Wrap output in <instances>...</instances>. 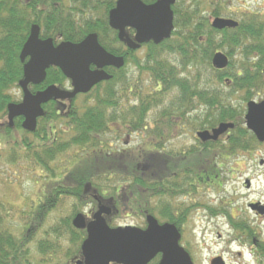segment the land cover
<instances>
[{"label": "trees", "instance_id": "16d2710c", "mask_svg": "<svg viewBox=\"0 0 264 264\" xmlns=\"http://www.w3.org/2000/svg\"><path fill=\"white\" fill-rule=\"evenodd\" d=\"M115 2L0 0V148L2 142L8 145V161L30 162L39 174L41 171L48 174L43 177L54 178L43 189L42 203L33 206L29 202L31 208L27 212L34 213L32 220L22 226L21 234L14 233L4 215H0V264H70L80 258L85 230L75 228L71 220L75 214L85 213L83 206L92 199L90 193L96 192L101 172L102 197L112 209L106 217L110 226L129 216L145 214L138 204L144 195L142 175L133 178L140 182L122 185L117 190L112 187L108 175L114 165L104 135L111 132L115 122L143 125L148 109L161 106L172 89L175 96L165 106L207 107L212 101L213 122H208L206 113L204 120L198 122L199 128L233 123L226 140L216 141V154L236 153L258 143L242 124V116L243 104L252 96L251 92L264 89V14L243 12L236 26L217 29L211 25V18L225 12L226 0H176L171 7L170 36L145 42L137 51L128 48L124 39L118 38V31L108 24V12ZM33 25L38 26L41 38H51L54 44L62 40L77 42L94 33L99 43L112 54L121 56L124 63L119 68L104 67L109 79L98 82L86 94L69 100L51 99L42 104L43 114L37 118L35 129L27 131L21 127V116L14 117L10 126L5 115L7 104L17 101L13 90L19 89L18 83L23 78L19 54ZM133 32L127 28L125 37L132 38ZM219 50L228 57L227 66L222 69L211 64L213 54ZM130 65L160 81L161 91L141 94L136 101L128 97ZM48 85L64 89L71 82L59 68L49 66L44 80L28 88L34 92ZM77 96L83 97L82 103L75 101ZM133 107L141 108V113L132 110ZM161 116L156 114L158 126ZM137 166V163L130 164V170L142 171ZM156 188L151 189L154 195ZM117 193L126 196L131 193V199L116 204L113 196ZM65 198L72 200L70 213L49 226L51 234L45 233L36 240L39 257L34 258L29 252L34 233L51 211L64 204ZM61 242H67V247L61 248L62 255H56Z\"/></svg>", "mask_w": 264, "mask_h": 264}, {"label": "flooded vegetation", "instance_id": "af4514ba", "mask_svg": "<svg viewBox=\"0 0 264 264\" xmlns=\"http://www.w3.org/2000/svg\"><path fill=\"white\" fill-rule=\"evenodd\" d=\"M249 12L258 14L252 10ZM223 16L235 19L233 15ZM91 68L95 69L94 66ZM146 79L148 84L144 85L145 78H128V97L130 95L136 101L141 94L152 95L161 91L160 81ZM67 88L71 89L72 85ZM251 95L243 104L242 124L245 127L247 103L261 101L258 97L264 96V89L252 91ZM174 96L175 90L172 89L161 106L148 109L143 125L115 122L111 125V132L104 135L114 165L108 175L112 187L117 190L122 185L140 182L133 181V178L143 176L144 195L138 204L145 214L123 220L139 218L129 225L144 228L151 215L159 223L172 225L179 233L178 245L188 255L191 264H264V188L254 184V178L261 174L257 169L264 173V155L254 153L264 147V141H258L250 131L258 142L253 147L239 149L236 153L216 154V141L224 142L233 127L216 140L200 139L199 132H211L216 127H198L206 113L208 122H213L212 101L207 107L165 106ZM21 99L22 96L16 102ZM132 110L141 113V108L133 107ZM158 113L162 114L159 126L156 123ZM134 163L137 168L142 167V171L130 170V164ZM41 175L47 176L45 173ZM102 176L101 172L96 192L90 193L95 203L89 200L83 206L90 218L99 203H106L102 197ZM53 182V177L40 179L37 203H42L43 189ZM154 187H157L156 195L151 191ZM130 197L131 193L129 196L117 193L113 200L118 204L130 200ZM133 202L137 201L133 199ZM123 220H118V224L127 225ZM160 258L161 253L148 264L157 263ZM78 261L83 264L82 255L70 264Z\"/></svg>", "mask_w": 264, "mask_h": 264}, {"label": "water", "instance_id": "95a60500", "mask_svg": "<svg viewBox=\"0 0 264 264\" xmlns=\"http://www.w3.org/2000/svg\"><path fill=\"white\" fill-rule=\"evenodd\" d=\"M174 2L116 0L115 6L108 12V24L118 31V38L124 39L128 48L135 49L143 42L170 36L173 28L171 5ZM211 25L222 29L234 27L237 22L231 18L215 17ZM125 28L134 29L133 39L125 37ZM25 57L28 59L23 64L24 77L19 81L23 97L18 103L7 104V118L12 124L14 116H24L22 127L29 131L35 128L37 117L42 115V103L51 98L68 99L76 93H86L93 85L110 77L101 70L104 66L120 67L124 63L121 56L108 52L94 33L87 34L78 42L61 41L54 45L51 38L39 37L36 25L31 27L21 49V61ZM211 64L214 68L222 69L228 64V57L222 51L215 52ZM50 65L57 66L71 80L72 90L49 85L34 94L30 93L28 83H40ZM245 119L246 126L257 139L264 141V100L249 101ZM232 126V123H220L211 132L201 131L198 136L202 140L216 139ZM110 213V207L99 204L90 220L86 221L82 213L73 217L72 224L86 231L81 243L83 264H147L157 253H161V258L155 264H191L188 255L178 245L179 233L173 226L159 224L155 218L148 216L145 228L130 225L110 227L105 220V215ZM77 264H81V261Z\"/></svg>", "mask_w": 264, "mask_h": 264}, {"label": "rangeland", "instance_id": "374dc122", "mask_svg": "<svg viewBox=\"0 0 264 264\" xmlns=\"http://www.w3.org/2000/svg\"><path fill=\"white\" fill-rule=\"evenodd\" d=\"M225 4V12L223 15H233L235 17H239L243 12H257L258 14H264V0H226ZM235 14H231L234 13ZM141 53V51L139 52ZM129 78H145L144 85L148 84L149 78L148 74L145 72H138L137 68L134 66H129ZM142 91V89H141ZM14 94L17 98L20 97V89L15 88L13 90ZM258 98L262 99L264 96H259ZM78 104L82 103V96H77L75 98ZM0 148V215H4L6 223L9 225L10 229L14 231L16 234H21V228L25 225L26 222L32 220L34 212H27L30 210V203L32 205L37 204V198L39 195H36L41 191V186H39L38 182L42 172L39 174L36 169H33L32 164L30 162L17 161L12 163L6 159L8 154V145L5 143H1ZM18 151H20L18 149ZM254 153H260L264 155V147L259 148ZM258 173H261L259 176L254 178V184L258 188H264V173L257 169ZM34 202H31V201ZM44 201V200H43ZM64 204L59 206L56 210L51 211L43 223H41V227L38 228L37 232L34 233L35 238L29 243V252L31 255L38 259L39 253L36 249V240L40 237H44L45 233L51 234L49 230V226L55 223L60 217L68 215L70 213V201L71 199L64 200ZM30 202V203H29ZM109 206V205H108ZM33 211V210H32ZM137 219L135 217H131L128 220H123L128 224L136 223ZM33 236V237H34ZM67 247V242H61L59 251L55 252L56 255H62L63 250ZM48 254H51V252ZM47 257V256H46ZM54 257V255H53ZM52 257V258H53Z\"/></svg>", "mask_w": 264, "mask_h": 264}]
</instances>
